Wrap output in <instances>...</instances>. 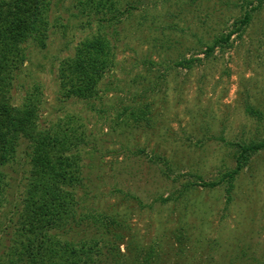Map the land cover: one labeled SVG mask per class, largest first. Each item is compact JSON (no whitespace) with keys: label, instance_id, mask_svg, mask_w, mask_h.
Returning a JSON list of instances; mask_svg holds the SVG:
<instances>
[{"label":"rangeland","instance_id":"1","mask_svg":"<svg viewBox=\"0 0 264 264\" xmlns=\"http://www.w3.org/2000/svg\"><path fill=\"white\" fill-rule=\"evenodd\" d=\"M75 1L52 10L58 20L45 49L26 47L11 103L38 84L40 123L72 117L81 127L79 195L86 212L121 224L104 237L117 264H264V149L233 176L231 190L224 178L236 167L235 145L264 140V0H122L131 12L102 32L116 67L87 100L64 99L58 79L60 61L97 32L95 18L88 26L85 16L71 17ZM247 11L251 20L238 29ZM4 171L0 256L23 204V147ZM82 227L104 232L99 223Z\"/></svg>","mask_w":264,"mask_h":264},{"label":"trees","instance_id":"2","mask_svg":"<svg viewBox=\"0 0 264 264\" xmlns=\"http://www.w3.org/2000/svg\"><path fill=\"white\" fill-rule=\"evenodd\" d=\"M61 0H0V216L8 187L4 168L10 165L20 148L25 149L29 171L23 204L12 227L10 246L0 264H117L116 256L104 241L108 229L121 225L116 216L86 212L79 189L82 184V161L85 150L81 127L72 117L50 126L42 125L41 87L34 84L25 91L19 106L11 103V90L27 61V46L43 50L50 30L58 19L52 10ZM195 3L198 0H191ZM239 2L240 0H233ZM122 0H76L71 17L94 19L97 32L81 40L73 54L60 61L58 79L64 99L87 100L97 96L98 86L108 71L116 67L110 37L102 33L124 15ZM93 14V15H91ZM247 11L236 21L238 29L249 24ZM230 35L215 39L206 49L207 57L228 42ZM167 48V47H166ZM179 61L190 67L194 60ZM148 107L132 116L142 120ZM128 108L119 113L126 115ZM83 127V126H82ZM88 143V141H85ZM237 147L232 171L226 172L231 190L233 176L249 159L264 149V140ZM206 185V184H205ZM100 224L104 232L94 235L82 224ZM115 238H120L115 235ZM6 257V258H5Z\"/></svg>","mask_w":264,"mask_h":264}]
</instances>
